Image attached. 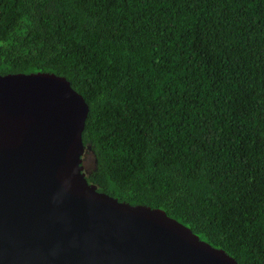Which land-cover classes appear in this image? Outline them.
<instances>
[{
    "label": "trees",
    "instance_id": "16d2710c",
    "mask_svg": "<svg viewBox=\"0 0 264 264\" xmlns=\"http://www.w3.org/2000/svg\"><path fill=\"white\" fill-rule=\"evenodd\" d=\"M89 107L86 180L264 264V0H0V75Z\"/></svg>",
    "mask_w": 264,
    "mask_h": 264
},
{
    "label": "water",
    "instance_id": "95a60500",
    "mask_svg": "<svg viewBox=\"0 0 264 264\" xmlns=\"http://www.w3.org/2000/svg\"><path fill=\"white\" fill-rule=\"evenodd\" d=\"M88 112L64 77L0 75V264H238L161 209L87 182Z\"/></svg>",
    "mask_w": 264,
    "mask_h": 264
},
{
    "label": "rangeland",
    "instance_id": "374dc122",
    "mask_svg": "<svg viewBox=\"0 0 264 264\" xmlns=\"http://www.w3.org/2000/svg\"><path fill=\"white\" fill-rule=\"evenodd\" d=\"M91 160H92L91 155L85 153L84 156H83V166H84V168H85L86 170L90 167V165H91Z\"/></svg>",
    "mask_w": 264,
    "mask_h": 264
}]
</instances>
